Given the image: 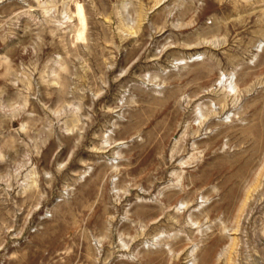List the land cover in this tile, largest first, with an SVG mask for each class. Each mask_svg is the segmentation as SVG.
<instances>
[{
	"label": "rangeland",
	"instance_id": "1",
	"mask_svg": "<svg viewBox=\"0 0 264 264\" xmlns=\"http://www.w3.org/2000/svg\"><path fill=\"white\" fill-rule=\"evenodd\" d=\"M0 264H264V0H0Z\"/></svg>",
	"mask_w": 264,
	"mask_h": 264
},
{
	"label": "bare ground",
	"instance_id": "2",
	"mask_svg": "<svg viewBox=\"0 0 264 264\" xmlns=\"http://www.w3.org/2000/svg\"><path fill=\"white\" fill-rule=\"evenodd\" d=\"M78 7H81V6H78ZM80 9V8H79ZM81 10V9H80ZM82 12H80V14H81ZM83 21V20H82ZM80 34H81V32H80ZM83 34V33H82ZM232 85V84H231ZM231 89H232V91H236L235 89H234V86H231Z\"/></svg>",
	"mask_w": 264,
	"mask_h": 264
}]
</instances>
